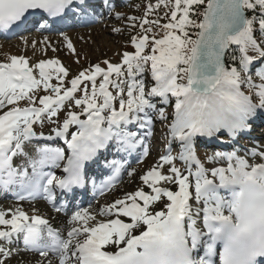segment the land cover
Masks as SVG:
<instances>
[{
    "label": "snow or ice",
    "instance_id": "snow-or-ice-1",
    "mask_svg": "<svg viewBox=\"0 0 264 264\" xmlns=\"http://www.w3.org/2000/svg\"><path fill=\"white\" fill-rule=\"evenodd\" d=\"M101 6L126 22L115 34L134 32L118 61L76 73L59 59L0 62V193L68 217L58 229L0 208V264L20 244L41 264H264V144L236 149L264 118V0H149L139 17L114 0H0V35L87 26ZM157 122L166 152L138 174ZM225 133L232 151L205 167L197 145ZM124 175L141 186L95 212L75 205L89 183L103 195Z\"/></svg>",
    "mask_w": 264,
    "mask_h": 264
},
{
    "label": "rangeland",
    "instance_id": "rangeland-1",
    "mask_svg": "<svg viewBox=\"0 0 264 264\" xmlns=\"http://www.w3.org/2000/svg\"><path fill=\"white\" fill-rule=\"evenodd\" d=\"M123 1L124 4L119 5L116 10L128 16L137 17L142 15L144 6L149 3V0ZM151 2L155 3L156 0H151ZM96 21L97 24L92 27L87 26L84 28H77L78 30H76V28L74 27H70L64 30L49 32L48 36L50 35L52 39L54 38V36L56 37L53 40H50V38L44 34H36L37 37L28 38L29 35H34V33L25 34L9 41L0 40V62H8L11 56H24L29 60L30 64L45 59H59L62 64L71 69L72 73H76L82 66L86 67L90 64L99 63L104 59H109L113 62L118 61L119 56L117 55V53L125 50L124 45L128 40L129 34H134V32H131V30H129L125 31L123 35L115 34L113 32V29L115 27L123 28L126 22H116L110 19L107 14L106 16L99 15ZM39 35H44L45 37H47V44L43 43L45 37H40ZM65 35H67V37L71 40L74 48L76 49V53H78L79 55V64L76 63L77 56L73 55L72 52L66 47V41L64 40ZM25 41H28L27 45L25 44ZM33 42H36L35 47L32 46ZM53 48L57 49V51H53ZM167 110L171 112L172 108L169 107ZM155 128H165V126L162 123H156ZM261 130L264 131V127L261 128ZM261 144H264V138L261 142L257 143V145ZM240 145L241 147L237 148V151L244 149L242 147L243 145H245V147H249L248 143H241ZM161 148L162 147L159 142H155L152 147L156 154L157 150ZM214 153L215 152L212 148L206 151H197L198 157L204 161L205 167L211 166L208 163V157L212 156ZM156 154L152 155V157H150L147 162L145 161L146 163H139L133 166V168L138 174H143L147 171L148 168L159 163L161 154ZM178 166L183 167L182 165ZM137 182L139 185L137 184ZM140 184H142V182L139 180V175H137V177L135 178H130L126 175L123 181L115 189H113L110 195L102 200L99 204H109L115 199L122 198L127 192L135 191L137 187L141 186ZM1 203H3V205L0 206L2 208L4 207L3 209L5 210L9 208H15L17 206L11 201H3ZM19 206L23 207L24 210L30 215L33 214V210H37L36 205L19 204ZM94 208L95 206L91 208L89 207L88 209L91 212H95L96 210ZM36 214L47 218L45 216L46 214L43 215L44 213L40 210H37ZM49 219L50 218H48V220ZM18 250H20L19 246L13 248V251ZM12 259L13 257L8 259L7 264H13L14 259Z\"/></svg>",
    "mask_w": 264,
    "mask_h": 264
},
{
    "label": "bare ground",
    "instance_id": "bare-ground-1",
    "mask_svg": "<svg viewBox=\"0 0 264 264\" xmlns=\"http://www.w3.org/2000/svg\"><path fill=\"white\" fill-rule=\"evenodd\" d=\"M90 27H92V26H90ZM77 30V29H76ZM37 33H34V35H29L28 36V38H35V37H37V35H36ZM41 34H44V35H46L47 37H49L50 38V40H53L54 38H56L55 36H54V38L52 39V37H50V35L48 36V34H47V32H40V35ZM39 35V36H40ZM44 35H42V36H40V37H43ZM34 36V37H33ZM13 37H15V36H12L11 37V39H13ZM45 37V36H44ZM61 37V36H60ZM152 153L150 152V154H149V157L147 156V157H144V159H145V161L147 162L148 161V159L150 158V157H152ZM145 162V163H146ZM255 162H259L258 160L257 161H255ZM148 170V169H147ZM137 184H138V182H137ZM139 185V184H138ZM141 185V184H140ZM2 198H1V196H0V205H3V203H1L2 201ZM36 205V209L39 211H41V212H43L44 214L43 215H45L47 218H50V223L52 224V226L53 227H55V228H58V229H63V227H64V223H65V221H66V219L67 218H64L63 216H61L60 214H53V213H50L46 208H45V206H44V204L43 203H36L35 204ZM4 206H6V205H4ZM99 206H102L101 204L99 205ZM98 205L96 206V208H98L99 207ZM1 207V206H0ZM40 207V208H39ZM2 208V207H1ZM4 208V207H3ZM39 208V209H38ZM95 209V208H94ZM96 210V209H95ZM94 210V211H95ZM26 252H24V250H19V251H12V256L11 257H13V264H38V263H40L41 264V261H43L44 260V258L43 257H39V258H37V257H34V256H32V255H28V254H25ZM10 259V258H9ZM17 260V261H16ZM40 262H39V261ZM17 262V263H16Z\"/></svg>",
    "mask_w": 264,
    "mask_h": 264
}]
</instances>
